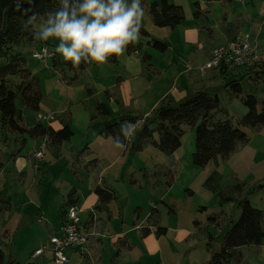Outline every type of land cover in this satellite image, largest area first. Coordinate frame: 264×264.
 Listing matches in <instances>:
<instances>
[{
  "label": "rangeland",
  "instance_id": "1",
  "mask_svg": "<svg viewBox=\"0 0 264 264\" xmlns=\"http://www.w3.org/2000/svg\"><path fill=\"white\" fill-rule=\"evenodd\" d=\"M157 1L142 0L145 11L142 28L146 35L140 32L138 42L130 44L121 56H116V62L108 59L102 65L88 63L81 71L71 69L62 56L55 53L58 42L51 39L43 42L26 36L13 46V53L20 54L25 61V64H16L22 75L1 76L18 91L15 107L21 116L20 125L29 129L37 124L48 125L50 121L70 120L73 136L64 143L60 154L57 148L48 141L45 143L41 137L15 133L3 126L0 120V162L3 164L0 169V248L4 252L3 264H16L22 254L21 250H15L16 243L11 241V237L12 226L18 219L17 209L23 198L34 204L50 200L51 207L56 209L71 188L86 197L90 193L89 186L96 182L114 192V199L123 210V220H110L107 215H100L102 221L98 223L94 236L88 239L85 257L79 260L74 252H70L69 264H204L210 260L212 252L220 249L224 236L239 218L240 195L234 190L232 180L223 175L219 182L206 181L213 170L214 163L211 162L202 168L199 175L190 177L188 184L183 183V179L175 183L166 196L174 200V212H169L170 205L152 197L153 193L158 198L165 195L163 178L162 183H154L144 178L141 171V168L149 170L159 162L168 163L169 158L154 148L152 140L144 143L142 148L137 147L143 119L154 116L159 107L179 104L200 90L203 72L196 62L199 51L209 54L213 48L226 44L227 34H236L237 37L247 33L251 39H264V0H168L183 9L184 20L175 28L154 24L149 8ZM205 25L211 27L212 34L200 28ZM156 41L166 46L164 51L153 45ZM42 48L55 57L44 60L33 58V52ZM256 51L264 57V40L256 46ZM54 63L58 66L55 70ZM255 64L253 67L257 68V73L247 74L243 77L245 79H236L243 89L239 96L230 94L222 83L233 81L232 73L225 77L221 75V83L219 79L211 80L215 87L205 92L217 95L220 100L223 112L216 114L217 119H226L232 114L237 117L239 112L234 111L237 108L235 103L243 105L242 97L248 94L256 98L260 109L264 100V60ZM24 67L40 89L38 111L24 107L20 99L18 85L23 84V80H30ZM55 76L61 77V82L49 95L45 84ZM188 92L193 94L186 98ZM99 104H104L108 113L100 112ZM122 120L130 122L133 127V135L127 143L129 150L121 162L106 168L109 165L107 159L112 160L109 152L101 153L99 160L88 156L90 151L104 150V146L94 140L96 134L103 135L100 133L103 126ZM133 120L136 122L133 123ZM156 126L155 122L149 126L153 129L154 140H158ZM182 129V144L177 153L191 162L195 150V126L184 124ZM43 143L46 145L44 156L39 160L35 158V153ZM128 160L135 169L129 167ZM122 162H125L124 169L121 168ZM128 172L138 179L141 188L129 184ZM226 187L229 189L224 193ZM244 193L258 209L264 211V187L251 184ZM9 205L11 211L7 210ZM152 208L158 210L156 224L167 228L168 234L160 238H142L139 230L132 231L135 215H139L136 224L142 223ZM51 214L59 218L55 212ZM149 227L154 226L150 224ZM31 231L25 228L22 233V228L19 229L21 243L30 238ZM121 232L125 233L120 235ZM124 235L131 247L121 249L116 256L118 247L113 241ZM182 235L184 237L180 238ZM41 264L52 262L44 260ZM229 264H264V249L257 245L242 246Z\"/></svg>",
  "mask_w": 264,
  "mask_h": 264
},
{
  "label": "trees",
  "instance_id": "2",
  "mask_svg": "<svg viewBox=\"0 0 264 264\" xmlns=\"http://www.w3.org/2000/svg\"><path fill=\"white\" fill-rule=\"evenodd\" d=\"M58 6V0H35L32 4L27 3L25 0L21 10L17 11L15 0H0L1 123L15 133L30 137H45L46 141L53 144H60L73 136L70 126L65 125L57 131L51 127L41 125L29 129L22 127L20 125L21 116L15 107V100L19 96L18 91L11 88L4 78L7 75H22H20L16 64H23L25 61L20 54L13 53V46L19 44L23 37L29 36L32 39L33 35L29 30L31 26H26L27 18L36 14L39 20L46 12ZM25 10L27 11L25 12ZM149 14L154 24L159 27L175 28L184 20L182 7L171 4L168 0L153 2L149 8ZM140 32L146 35V31L142 27ZM153 45L161 51L166 48L163 43L158 41L154 42ZM108 59L111 62H116V56H111ZM66 64L71 69L82 71L88 63H81L76 68L72 66L71 62H66ZM56 67L58 66L54 63L53 68L56 69ZM222 69L226 68L222 66ZM19 86L23 106L38 111L41 95L39 90H36L37 83L28 79L27 81L23 80V84L20 83ZM226 87L233 95L239 96L243 93L242 86L238 81L233 80L229 84L227 83ZM242 102L247 107L248 112L240 119L228 116H226V119H217L216 114L223 112L220 108V100L217 95L212 96L205 91L197 92L192 97L174 106L159 107L154 116L143 119L139 130L140 144L137 148H142L144 143L152 140L153 145L159 151L170 155L181 146V138L184 134L182 126L187 124L195 126V150L191 156L193 165L205 167L218 156L226 158L234 150L237 143L246 141L247 135L242 128L264 126V100L260 103V109L258 108V101L251 94L242 97ZM98 109L104 114L108 113L104 104H99ZM132 122L135 123L136 121L133 120ZM154 122L157 125L158 140L152 138L153 129L149 127ZM122 123H124L123 120L107 123L100 130V133L114 138L120 134ZM121 138L123 139V137ZM234 190L239 192L241 187L236 186ZM95 192L102 203L109 202L113 198V193L109 190L97 187ZM238 207L240 209L239 218L224 236L220 249L212 252V256L206 264H229L240 247L260 245L264 241V227H262L264 211L254 208L246 198L238 201ZM161 230L164 231L165 229L160 228L157 232L160 233ZM3 262L4 253L0 249V264H3Z\"/></svg>",
  "mask_w": 264,
  "mask_h": 264
},
{
  "label": "crops",
  "instance_id": "3",
  "mask_svg": "<svg viewBox=\"0 0 264 264\" xmlns=\"http://www.w3.org/2000/svg\"><path fill=\"white\" fill-rule=\"evenodd\" d=\"M172 4L180 6L177 3H172ZM200 28H204L208 30L210 34H212L211 27H208L205 25V26H200ZM234 37H236V34H227L226 41L228 42ZM250 39H251V36H250ZM262 40L264 39L262 38L251 39V42L255 45V48H256L257 45L260 46V44L262 43ZM212 50L209 52V54H205L199 51L198 58L196 60L197 66L201 67L202 65H204V63L210 58ZM261 60H264V57L261 56L257 62ZM253 65H256V64L255 63L250 64L243 70L242 68L225 70V69H222V67L205 70L202 73V81H201L202 83L199 86L200 90H197L195 94L200 91H207L211 88H214L215 84L214 82H211V80L215 81L219 79L221 83V75L225 77L232 73L234 76V80L236 81V79L246 77L247 74L254 73V72L257 73L256 71L258 70L257 68H254ZM25 67H24V70L27 71ZM29 78H30V81H32L33 78L30 75H29ZM59 78L61 80V77L55 76L46 81L45 88L49 95L59 87L60 82H61ZM205 82L207 83L205 84ZM226 82L227 81L222 82L224 86H226ZM225 89L230 94L233 95V93L229 91L228 87H226ZM38 90L40 93L39 87H38ZM192 94H193L192 92H188L187 94L188 96L186 95V98L190 97ZM235 105L237 106V108L234 109V111L239 112V115L237 117L234 116L233 114L229 116L235 119H240L244 115L247 114L248 109L244 104L240 105L239 103H235ZM38 125H41L44 127H51L53 130L57 131L63 128L65 125L70 126V120L69 121H59V120L50 121L48 125L37 124L32 127H35ZM32 127H29V128H32ZM243 131L247 135L246 141L237 143L235 145L234 150L231 152V154H229L228 157L221 158L220 156H218L215 160L211 161L212 164L214 163L213 170L209 173L210 175H208V178L206 179V181L207 180L208 182L214 181L216 183L221 180V177L223 178V175L226 176L227 178L232 180L233 182L232 185L234 186V188L236 186L241 187V190L239 191V195H240L239 200L246 198L254 208H257V206L253 204L251 198L249 196H245L244 192L245 190L249 189V185L251 184H258L259 187H264V126H261L259 128L245 127L243 128ZM41 138L46 143V138L45 137H41ZM95 139L99 143L100 146H104V150L99 151V152L90 151L91 154L88 157L90 158L95 157L94 160H99V158L101 157V153L104 154V152H109L110 153L109 155H111L112 160L107 159V161L109 162V165L106 166V168H109L111 166L113 167L119 162H121L120 160L125 156V154H127L129 150L128 145H127V143L129 142V139L126 142V147L123 149L116 148L114 145V139L110 136H103L100 134H96L94 140ZM67 141L68 140H65L61 142L60 144H53V143H50L49 141L48 142L51 145H53V147L57 148L61 154L63 151L64 143ZM58 150L56 151L57 154H59ZM177 152H178V149L174 153L167 155L169 158L168 163L166 161L164 163L159 162L157 165L153 166V168L149 170L144 167L141 168V171L143 170V177L146 179L153 180V182L157 181L159 183H162L161 178H163L166 184L165 195H162L160 196V198H158L157 196H154L155 193H153L152 197L159 199L158 201L160 203H164L167 206L170 205L169 212H174V208L172 206V203L174 200L171 197H166V196L167 194H170L172 188L175 186V183H178L180 182V180L183 179V183L188 184L191 180L190 177L199 175V173L202 172V168H205V167H198V166L191 164L190 160H188L186 157L179 155ZM157 158H160V155H157ZM128 163H129V167H132L134 169L136 168L135 166H132L130 164V160H128ZM2 166L3 164L0 162V169L2 168ZM124 167H125V162H122L121 168L124 169ZM128 182L131 186L139 185V187L141 188V184H138V179L133 178L131 173L129 172H128ZM98 184L100 183L96 182V183H92L89 186L90 193L86 197H83L82 194H79L74 188H71L67 196L66 197L64 196L61 198V200L59 201L58 207L56 209H53L54 207H51V204L49 203L50 200L43 204H40V203L34 204L30 202L28 198H23L21 200V204L19 208L17 209V213H16L18 216L17 217L18 219L14 226H17V227L14 230V226H12L13 233H12L11 241L16 243V247H15L16 251L17 250L22 251L21 257L20 258L18 257V260L21 262L17 260L16 264H39V263L41 264L44 260H48V262H52V264H56L54 262L52 253L49 250L45 249L44 252L38 256H34V252L41 247L48 246L49 237L58 232L59 228L64 222L66 208L71 203H75L81 206L82 208V213L80 214L81 221L82 223L87 224V226L89 227L90 229L89 237L94 236L95 234L94 232L96 230L98 223L102 221L101 216L107 215L108 219L110 220H116V219L123 220V210L116 203V200L114 199L115 198L114 192L110 189H107L108 187L102 186L101 184L98 185ZM99 186L100 188L109 190L113 193V198L109 202L102 203L100 201L98 195L95 192V189ZM228 187H231V184H228ZM228 189L229 188L226 187L223 192L225 193ZM220 192H221V187H220ZM11 209L12 207L11 205H9L7 207V210L11 211ZM92 210L94 211V214L90 215V212ZM0 211H1V207H0ZM51 212H55V214H57L59 218L58 219L54 218ZM157 215H158V210L156 208H152L146 220L142 223L139 222L136 224V222H138V219H139V215L138 213H136L135 220L133 222L134 228L132 229V231L136 229L139 230V233L142 234L143 236L142 238L147 237V236L151 238L154 236H156V238L166 236L168 234V229L165 227L158 226L156 224ZM150 224L154 227L152 228L149 227ZM21 228H22V233L25 228H30L32 230L30 233V238L26 240L24 243H21L22 238L20 236L22 235V233L18 234V231ZM160 228L161 229L163 228L165 230L164 231L161 230L162 232L158 233L157 230ZM124 233L125 232H121L120 235ZM183 237L184 235L180 236V238H183ZM113 244L118 247L116 256L119 255V253L121 252V249L127 250V249H130L131 247L126 235L120 236L114 239ZM257 246L264 249V241H262L261 244ZM70 252H74L79 260H81L80 258L83 259L86 255V252L83 253L81 252V250L77 248H69L65 251V254L68 257L67 264L70 263V258L68 255Z\"/></svg>",
  "mask_w": 264,
  "mask_h": 264
},
{
  "label": "clouds",
  "instance_id": "4",
  "mask_svg": "<svg viewBox=\"0 0 264 264\" xmlns=\"http://www.w3.org/2000/svg\"><path fill=\"white\" fill-rule=\"evenodd\" d=\"M24 2L15 0L17 11ZM26 2L32 4L35 0ZM58 5L39 20L36 14L29 16L26 26H31L29 30L36 40L58 42L55 53L74 68L81 63L102 65L109 57L124 54L140 39L145 15L142 0H58ZM132 135L131 123H122L120 134L113 138L115 147L125 148V141Z\"/></svg>",
  "mask_w": 264,
  "mask_h": 264
},
{
  "label": "built area",
  "instance_id": "5",
  "mask_svg": "<svg viewBox=\"0 0 264 264\" xmlns=\"http://www.w3.org/2000/svg\"><path fill=\"white\" fill-rule=\"evenodd\" d=\"M32 57L39 60L51 59L54 54L48 53L46 48L35 51ZM261 56L258 55L255 45L250 40V35L245 33L237 36L224 45L215 47L210 58L200 67L201 73L219 67L226 69H241L244 66L256 63ZM46 145L43 143L40 150L35 153V158L40 159ZM81 206L72 203L65 211V219L58 232L49 237V244L41 247L34 252L38 256L45 249L52 253L56 264H67L68 257L65 251L69 248H77L81 252H86V244L90 236V229L87 224L82 223L80 214ZM94 211L90 212L93 215Z\"/></svg>",
  "mask_w": 264,
  "mask_h": 264
}]
</instances>
